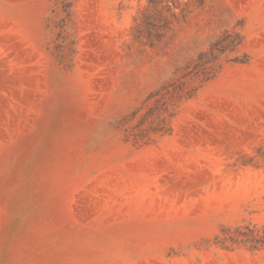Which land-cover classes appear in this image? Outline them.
Returning <instances> with one entry per match:
<instances>
[{
    "label": "rangeland",
    "instance_id": "374dc122",
    "mask_svg": "<svg viewBox=\"0 0 264 264\" xmlns=\"http://www.w3.org/2000/svg\"><path fill=\"white\" fill-rule=\"evenodd\" d=\"M264 0H0V264H264Z\"/></svg>",
    "mask_w": 264,
    "mask_h": 264
},
{
    "label": "trees",
    "instance_id": "16d2710c",
    "mask_svg": "<svg viewBox=\"0 0 264 264\" xmlns=\"http://www.w3.org/2000/svg\"><path fill=\"white\" fill-rule=\"evenodd\" d=\"M222 232V235L216 237V243L223 249L233 250L241 246H246L251 250L264 248V226L228 227Z\"/></svg>",
    "mask_w": 264,
    "mask_h": 264
}]
</instances>
